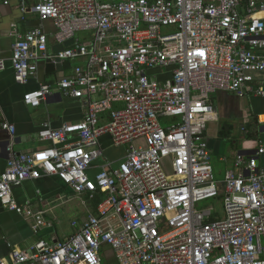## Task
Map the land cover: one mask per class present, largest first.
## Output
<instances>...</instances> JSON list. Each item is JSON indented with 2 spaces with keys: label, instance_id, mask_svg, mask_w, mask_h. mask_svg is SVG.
I'll list each match as a JSON object with an SVG mask.
<instances>
[{
  "label": "built area",
  "instance_id": "built-area-1",
  "mask_svg": "<svg viewBox=\"0 0 264 264\" xmlns=\"http://www.w3.org/2000/svg\"><path fill=\"white\" fill-rule=\"evenodd\" d=\"M17 1L21 11L52 20L58 44L78 31L93 37L49 55L40 27L15 33L10 62L18 84L36 75L41 60L86 58L72 76L24 94L23 103L38 107L58 91L85 114L58 127L45 121L37 139L46 144L17 152L15 126L0 105L9 135L0 207L32 219L34 230L42 226L43 212L29 200L17 203L13 189L46 175L77 197L100 199L95 212L73 222L68 239L11 246L0 264H102L103 244L117 264H264V142L250 158L237 154L239 171H226L221 189L205 141L211 94L264 96V0ZM256 121L264 125V113ZM104 135L125 148L115 164L104 155ZM220 194L221 216L197 207Z\"/></svg>",
  "mask_w": 264,
  "mask_h": 264
},
{
  "label": "crops",
  "instance_id": "crops-1",
  "mask_svg": "<svg viewBox=\"0 0 264 264\" xmlns=\"http://www.w3.org/2000/svg\"><path fill=\"white\" fill-rule=\"evenodd\" d=\"M2 1L0 0L2 115L15 126L13 149L17 152L33 151L46 144L37 139V132L42 123L48 121L51 126L58 127L65 122H79L84 118L85 109L79 101L63 97L58 91L38 107L24 104L23 95L38 89L41 83L51 84L58 79L72 76L76 66L85 65L86 58L62 59L59 67H56L52 61L41 60L36 75L30 77L25 84H18L14 81V71L10 62L15 33L23 34L30 29L40 27L48 35L49 55H55L60 50L72 46L74 39L88 45L93 33L78 31L74 39L58 44L52 38L55 31L52 20H39L30 8L21 11L17 0H10L6 5ZM36 2L37 0H28L30 6ZM260 76L264 77V74ZM210 102L212 111L208 115L205 141L211 154L214 178L222 189L226 171H239L234 163L237 154H241L245 159L250 158L255 155L257 144L264 142V125H259L256 121V116L264 113V96L249 94L239 97L230 92L216 91L210 95ZM100 142L105 157L113 164L123 157L125 148L114 147L108 136L101 137ZM8 143V133L0 128V174L6 165ZM102 162L103 160L99 159L93 163L88 171L91 177ZM95 196L77 197L56 175L40 176L24 181L21 186L13 189V197L19 204L29 200L35 211H42L44 224L34 230L32 219H27L13 211L2 210L0 207V258H8L11 246L24 250L38 240L60 242L68 239L75 233L77 223L81 222L89 212H95L96 202L92 200ZM73 222L77 223L73 225ZM100 255L102 264H117L107 245H102Z\"/></svg>",
  "mask_w": 264,
  "mask_h": 264
},
{
  "label": "rangeland",
  "instance_id": "rangeland-1",
  "mask_svg": "<svg viewBox=\"0 0 264 264\" xmlns=\"http://www.w3.org/2000/svg\"><path fill=\"white\" fill-rule=\"evenodd\" d=\"M161 122H162L163 126H166L167 124L170 123L169 121H166L165 119H162ZM222 198H223L222 196H217L216 198L204 200V201L198 203L197 207L198 208L212 207L216 211H218L220 216H221V212H222Z\"/></svg>",
  "mask_w": 264,
  "mask_h": 264
},
{
  "label": "water",
  "instance_id": "water-1",
  "mask_svg": "<svg viewBox=\"0 0 264 264\" xmlns=\"http://www.w3.org/2000/svg\"><path fill=\"white\" fill-rule=\"evenodd\" d=\"M47 61H50L51 62V60H47ZM54 64H55V66L56 67H59V64L61 63V59H59V58H56L54 61H52Z\"/></svg>",
  "mask_w": 264,
  "mask_h": 264
},
{
  "label": "trees",
  "instance_id": "trees-1",
  "mask_svg": "<svg viewBox=\"0 0 264 264\" xmlns=\"http://www.w3.org/2000/svg\"><path fill=\"white\" fill-rule=\"evenodd\" d=\"M219 196H222V194H220ZM97 199L98 200L100 199V195H98V194H96V196L92 199L96 202V203L94 202L95 204H97V201H98ZM95 207H96V205H95Z\"/></svg>",
  "mask_w": 264,
  "mask_h": 264
}]
</instances>
